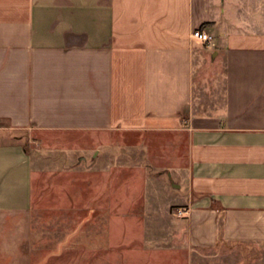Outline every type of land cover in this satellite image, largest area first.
I'll use <instances>...</instances> for the list:
<instances>
[{"label":"crops","instance_id":"obj_1","mask_svg":"<svg viewBox=\"0 0 264 264\" xmlns=\"http://www.w3.org/2000/svg\"><path fill=\"white\" fill-rule=\"evenodd\" d=\"M28 132L165 138L185 213L125 226L101 193L120 202L89 214L117 218L89 224L83 264L264 245V0H0V264L35 263Z\"/></svg>","mask_w":264,"mask_h":264},{"label":"rangeland","instance_id":"obj_2","mask_svg":"<svg viewBox=\"0 0 264 264\" xmlns=\"http://www.w3.org/2000/svg\"><path fill=\"white\" fill-rule=\"evenodd\" d=\"M164 140L131 133L28 132L21 141L33 158L34 264L51 254L59 264H83L89 224H111L117 218L89 214L90 206L118 200L100 199L101 193L123 192L121 204L134 210L123 215L125 226L175 222L180 205L175 179L168 175L172 168L164 163L169 154ZM138 228L132 231L136 235ZM191 259L193 264H264V245H223L212 254L194 253Z\"/></svg>","mask_w":264,"mask_h":264},{"label":"built area","instance_id":"obj_3","mask_svg":"<svg viewBox=\"0 0 264 264\" xmlns=\"http://www.w3.org/2000/svg\"><path fill=\"white\" fill-rule=\"evenodd\" d=\"M192 38L196 41V42H199V43H202V44H211L213 42V36L206 32V31H203V30H200V29H195L192 33ZM180 214H184L185 211H181L179 212Z\"/></svg>","mask_w":264,"mask_h":264}]
</instances>
